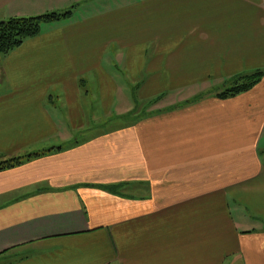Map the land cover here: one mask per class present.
Here are the masks:
<instances>
[{
  "label": "crops",
  "instance_id": "obj_1",
  "mask_svg": "<svg viewBox=\"0 0 264 264\" xmlns=\"http://www.w3.org/2000/svg\"><path fill=\"white\" fill-rule=\"evenodd\" d=\"M7 1L2 21L81 0ZM73 18L1 64L0 156L41 157L0 172V264H264V77L215 95L264 70V0ZM132 94L157 106L93 131Z\"/></svg>",
  "mask_w": 264,
  "mask_h": 264
},
{
  "label": "trees",
  "instance_id": "obj_2",
  "mask_svg": "<svg viewBox=\"0 0 264 264\" xmlns=\"http://www.w3.org/2000/svg\"><path fill=\"white\" fill-rule=\"evenodd\" d=\"M70 15H72V12L64 14L53 13L42 17L12 18L0 22V55L7 56L20 48L27 40L39 36L42 32L43 25L59 22L62 19L69 18ZM263 77L264 70L237 76L230 80L222 90L217 91L215 95L222 100L235 97L253 89L261 82ZM38 157H41V155L28 157L0 156V172L14 169Z\"/></svg>",
  "mask_w": 264,
  "mask_h": 264
},
{
  "label": "rangeland",
  "instance_id": "obj_3",
  "mask_svg": "<svg viewBox=\"0 0 264 264\" xmlns=\"http://www.w3.org/2000/svg\"><path fill=\"white\" fill-rule=\"evenodd\" d=\"M128 1L129 0H81L80 2L75 4L76 6H73L67 10H64L63 12L51 11V12H46L44 14H38L37 16H31V17H26V18L42 17L44 15H49L53 13L64 14L67 12H72L73 15L71 17L74 16L73 20H76L78 18L84 17V15H86L87 13L89 15V13L91 12H98L103 9H106L107 7H111V8L117 7L119 3L128 2ZM3 2L8 3L7 0H0V4H2ZM11 8L12 7H9V8L6 7V10H11ZM71 17H69L68 20ZM0 22H3V21L0 20ZM3 58L4 56L0 55V68H1ZM1 78H0V91H2L4 88L3 83H1ZM135 97H136L137 102L135 100ZM156 103L157 102H153V103L140 102L138 96L137 95L134 96L133 94L132 96L124 95L123 98H122V95H119L117 98V106H120V104H122V107H123L122 111H124L122 112L123 116L118 118L117 115H120V114H117V111L115 110L116 112L112 113L111 116L106 117V118L100 117L99 119H97L95 121V126L92 127V129L98 134L102 130L112 129L119 125H123L124 123L133 122L136 118H141V117H144L143 115L147 116V114L152 113V109L155 106H157L155 105ZM80 135H79V138L81 137ZM261 148L262 149L264 148V142L262 143ZM254 225L256 229L259 226L256 224Z\"/></svg>",
  "mask_w": 264,
  "mask_h": 264
}]
</instances>
